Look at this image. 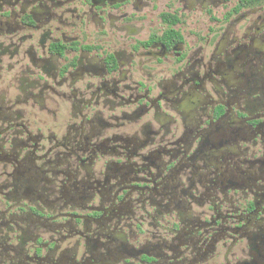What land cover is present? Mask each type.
<instances>
[{
	"label": "flooded vegetation",
	"instance_id": "af4514ba",
	"mask_svg": "<svg viewBox=\"0 0 264 264\" xmlns=\"http://www.w3.org/2000/svg\"><path fill=\"white\" fill-rule=\"evenodd\" d=\"M0 264H264V0H0Z\"/></svg>",
	"mask_w": 264,
	"mask_h": 264
}]
</instances>
